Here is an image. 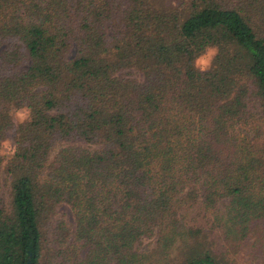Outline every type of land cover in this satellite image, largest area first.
Here are the masks:
<instances>
[{"label":"trees","instance_id":"16d2710c","mask_svg":"<svg viewBox=\"0 0 264 264\" xmlns=\"http://www.w3.org/2000/svg\"><path fill=\"white\" fill-rule=\"evenodd\" d=\"M8 135L0 264H264V0H0Z\"/></svg>","mask_w":264,"mask_h":264},{"label":"clouds","instance_id":"9594fccd","mask_svg":"<svg viewBox=\"0 0 264 264\" xmlns=\"http://www.w3.org/2000/svg\"><path fill=\"white\" fill-rule=\"evenodd\" d=\"M218 53V49L215 48L214 46L212 47H207L206 48V56H204L203 58L198 59L197 61H195V67L201 71V72H206L208 71L211 66H212V62L215 58V56ZM31 114V110L30 109H21L20 111H18L16 113L17 117L20 119L21 123L23 122L24 119L28 118ZM3 149L7 150V153L0 151V156H4V155H14L15 154V150L12 149L10 147V143L8 141H5L2 145ZM5 163H7V160H5Z\"/></svg>","mask_w":264,"mask_h":264},{"label":"rangeland","instance_id":"374dc122","mask_svg":"<svg viewBox=\"0 0 264 264\" xmlns=\"http://www.w3.org/2000/svg\"><path fill=\"white\" fill-rule=\"evenodd\" d=\"M204 56H206V51L203 54H201L195 61H197L200 58H203ZM133 74H134L135 77H138V74L137 73L134 72ZM21 109H23V108L18 109L14 113L13 120H15V121L16 120H20L17 117L16 113L18 111H20ZM5 141H8L10 143V147L12 148L11 138H10L9 135L6 136L5 139L3 141H1V144H0V151H3L5 153H7V150L3 149V147H2V145H3V143ZM4 156H7V154L4 155ZM0 181H1V176H0ZM4 192H5V186L2 184V181H1V191H0V194H3ZM55 214L58 217L61 216L66 221L67 224H70L69 226L71 228V225H72V217H71V214H70V210H69V208H68V206L66 204H63V203L58 204L57 207H56V210H55ZM148 240H151V239H145V240H143V243H145ZM244 254H245V252H243L242 254H239L240 260H242V262H243L242 264H249L248 262H246V256Z\"/></svg>","mask_w":264,"mask_h":264}]
</instances>
